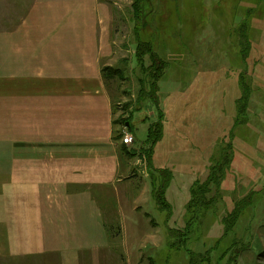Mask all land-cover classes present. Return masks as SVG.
<instances>
[{
	"label": "rangeland",
	"instance_id": "obj_1",
	"mask_svg": "<svg viewBox=\"0 0 264 264\" xmlns=\"http://www.w3.org/2000/svg\"><path fill=\"white\" fill-rule=\"evenodd\" d=\"M34 1L0 0V193L15 191L10 181L3 180V166L6 151L12 162L19 149L17 109H13L9 79L7 103L5 97V55L11 72L16 33ZM113 2L115 37L124 43L112 67L117 74L104 79L113 103L114 137L121 139L129 132L140 149L147 131L155 136L162 126L154 163L171 174L165 191L170 209L159 211L154 203L153 209L147 205V200L152 202L150 183L156 189L160 184L156 170H148V177L133 180L142 191L141 204L136 205L138 220L130 213L121 217L118 205L107 202L108 212L103 213L109 226L106 246L90 247L85 259L59 254V262L189 264L191 252L205 261L202 264H264V0H151L143 5L140 39L150 45L163 70L151 66L147 45L141 50L143 55L135 58L132 2ZM245 41L249 53L242 57L240 44ZM239 81L249 88L250 99L247 110L242 111L241 103L237 115ZM150 87L158 88V107L149 101L153 99ZM227 144L232 145V162L221 185L222 199L216 210L192 224L186 244L180 240L178 249H171L168 229L183 231L190 188L204 180L209 159L218 160ZM148 147L145 142L138 155L147 169L143 152ZM242 200H249L247 208L234 229L223 235L221 221ZM133 206L123 208L129 211ZM142 206L152 210H146L152 223L142 215ZM128 224L138 229L136 234L120 236L122 225ZM3 256L0 264L52 261L33 254Z\"/></svg>",
	"mask_w": 264,
	"mask_h": 264
},
{
	"label": "crops",
	"instance_id": "obj_2",
	"mask_svg": "<svg viewBox=\"0 0 264 264\" xmlns=\"http://www.w3.org/2000/svg\"><path fill=\"white\" fill-rule=\"evenodd\" d=\"M113 1L35 0L16 33L11 72L5 55V97L7 103L9 79L19 141L17 155L11 162L6 151L3 166V180L15 190L0 193L5 258L33 254L51 258L45 264H78L60 263L58 256L85 259L92 248L106 246L107 202L118 205L121 217L130 213L138 220L142 191L133 180L148 177L149 169L142 158L123 154L114 137L102 73L115 66L124 46L115 37ZM124 148L138 149L135 143ZM154 157L152 166L162 169ZM149 188L152 208V183ZM126 204L134 206L126 211ZM146 207L142 215L152 223ZM132 226L122 225L120 236L136 234Z\"/></svg>",
	"mask_w": 264,
	"mask_h": 264
},
{
	"label": "trees",
	"instance_id": "obj_3",
	"mask_svg": "<svg viewBox=\"0 0 264 264\" xmlns=\"http://www.w3.org/2000/svg\"><path fill=\"white\" fill-rule=\"evenodd\" d=\"M130 1L132 2L131 7L133 11V24H134V37H135L134 40L136 44L135 58H138V56L143 55V52L141 50L144 49L143 47H146L147 45L146 53L149 54L151 66L161 68L163 70L164 67L159 66L160 60L158 59V57L156 58L154 56L150 45L145 44L140 39L142 20L143 18H145L143 5L151 4V0H130ZM240 47L241 48L244 47V49H242L241 51V56L247 57L249 53V45L245 41V43L240 44ZM117 72L118 71H115L109 67L104 68L102 70L105 80H107L108 77L115 76ZM163 73L164 72L162 71L158 80L163 76ZM239 86H240L241 96L239 100L236 102L237 115L241 112V106H240L241 103H242V111L245 112L247 110L248 101L250 99L249 88L246 85H243L241 81H239ZM150 92H151L150 97L153 99H149V101L151 102V104H153V106L154 105L157 106L158 88L150 87ZM159 127L160 128L157 130L155 136L151 134L150 129L147 131L146 141H144L143 144H141L142 147H140V149L138 148L134 150V152L126 150L124 146L121 149L123 154L134 157V156H138L140 154L139 152H141L142 154V149L143 146H145V142L146 144H149L150 147H148V149L145 150L143 153L146 156L147 165L149 167L150 172H152L154 168L152 166V156L155 151V147H156L155 145H157L162 139V126ZM232 150H233L232 145L227 144L225 148L221 149L218 160L213 159V157L210 158L207 176L204 178L203 181L193 184L192 187L190 188L189 201L186 205L188 220L185 223V227L183 231L182 230L173 231L172 229H168V234H166V238L168 240L171 249L173 248L178 249V245L176 243L177 241L182 240L183 241L182 244H186L187 240L189 239L187 235L191 232L192 224H194V222L198 219L204 220L208 212H213L214 210H216V205L218 201L222 199L221 185L225 178L226 171L228 170L232 162ZM155 170L159 175L160 184L159 187L156 189L155 183H152L153 189L151 195L158 210L167 212L170 209V206L165 200V191L171 179V174L167 169H155ZM248 201L242 200L236 203L232 211L229 214H227L226 217L221 221L224 228L223 235L234 229L239 219V216L247 208ZM164 205L165 207H163ZM188 260H189V264H202L205 262L204 260H197L196 255L191 252L188 253Z\"/></svg>",
	"mask_w": 264,
	"mask_h": 264
},
{
	"label": "built area",
	"instance_id": "obj_4",
	"mask_svg": "<svg viewBox=\"0 0 264 264\" xmlns=\"http://www.w3.org/2000/svg\"><path fill=\"white\" fill-rule=\"evenodd\" d=\"M121 143L126 147H131L134 143V138L129 132H125L121 138Z\"/></svg>",
	"mask_w": 264,
	"mask_h": 264
}]
</instances>
